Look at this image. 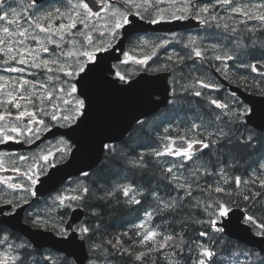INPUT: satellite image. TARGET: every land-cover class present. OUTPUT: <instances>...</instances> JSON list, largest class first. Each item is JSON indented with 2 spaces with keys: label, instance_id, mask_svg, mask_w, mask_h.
I'll return each instance as SVG.
<instances>
[{
  "label": "snow or ice",
  "instance_id": "snow-or-ice-1",
  "mask_svg": "<svg viewBox=\"0 0 264 264\" xmlns=\"http://www.w3.org/2000/svg\"><path fill=\"white\" fill-rule=\"evenodd\" d=\"M57 3L61 6H56ZM165 3L169 8L161 7ZM20 8L18 11L9 0H0V56L4 57V64L10 65L4 72L17 74L0 75V145H37L52 133L53 128L68 127L75 131L84 125L94 106V88L115 85V81L109 79L114 66L108 61L113 52H120L124 57L120 64L131 61L146 65L161 49L181 46L185 55L173 50L166 55V62L154 71L198 58L208 61L214 71L225 73L229 68L227 62L239 60L245 54L244 49L249 47L237 34H243V39L251 42L252 50L256 49L254 35H264V0L254 4L238 0H209L208 3L202 0H53L48 8L43 6L42 0H29ZM217 8H223L226 14H234L228 15L230 20L240 19L231 25L221 23L224 16L217 13ZM190 18L204 25L206 31L215 28L228 33L233 48H225L219 43L205 46L203 37L191 34L184 37L178 32L155 40L145 39L140 36L144 30L137 23L146 20L148 24L158 25L166 20ZM125 41H135V47L131 51L123 50L121 45ZM137 51L146 54H132ZM114 58L119 60V57ZM212 60L219 61L222 67L211 65ZM238 67L264 77V56L252 63L241 62ZM115 76L128 83L127 74L117 71ZM240 79L247 83V77ZM192 80L194 83L182 86V93L200 98L205 97V89L221 87L202 76L192 77ZM172 95H176L175 89ZM170 103L175 107L177 102ZM207 103L212 110L206 112V120L197 114L200 122L191 121L183 135L176 138L163 136L167 143L162 150L152 148L128 161L133 169L146 171L145 155L180 158L178 162L166 163L162 169L169 189L166 195L161 196L157 189H151L147 195L154 201L155 208L145 211L146 219L134 225L135 235L140 237L144 251L130 252L119 238L98 239L99 225L90 226L72 218L70 213L74 214L92 195V189L82 181L58 192L43 209L34 207L39 203V187H43L46 180L55 179L51 170L56 169L72 150L67 140H57L55 145L49 141L44 148L37 145L38 150L31 155L0 151V172L15 173L23 181L0 176V184L4 185V191L0 192V264H110L109 257L117 254L135 255L137 261L143 262L166 248H172L174 254H178L187 246L183 230L165 235L157 230L159 226L153 227L149 223L154 213L163 212L172 216V223L181 229L187 228L189 222L207 225L198 235L209 237L213 246L218 243L213 238L216 234L222 240L235 232L251 233L259 238L258 248L229 244L221 251L226 253L227 264H264V218L255 214L259 210L255 205L264 200V152L253 162L255 169L247 179L235 176L229 183L226 171L237 166L229 165L228 159L237 161L239 149H264V109L247 106L235 92L231 93L228 102L207 97ZM217 109L220 111L216 112ZM255 121L259 124L249 127ZM136 123L143 125L144 122L137 119ZM170 128L171 125L165 127L163 132L169 133ZM176 140L183 146L177 147ZM104 147L109 152L114 151L111 144ZM212 148L217 153L215 163L211 164V168H218L215 172L209 170V162L197 163L203 155L201 149ZM18 162H25L26 167L21 169ZM6 163L11 166L6 167ZM97 164L102 172V162L97 161ZM80 176L88 178L90 173L81 171ZM210 176L221 179L208 184L206 178ZM257 185L259 190L252 191ZM102 191L103 195L97 196L99 201L113 198L119 192L128 203L136 205L142 203L137 195H145L134 182ZM238 200L245 203L240 215L236 214L240 207ZM186 209H200L208 218L193 220L190 215L185 217ZM92 215L99 217L100 213L93 210ZM20 223L24 225V231L31 230L29 234L36 239L22 240L4 226L15 227ZM49 233L51 235H47ZM40 240L52 241L57 252L63 255L54 258L51 252L46 253ZM197 246L200 251L193 264H216L214 258L218 251L203 243Z\"/></svg>",
  "mask_w": 264,
  "mask_h": 264
},
{
  "label": "trees",
  "instance_id": "trees-1",
  "mask_svg": "<svg viewBox=\"0 0 264 264\" xmlns=\"http://www.w3.org/2000/svg\"><path fill=\"white\" fill-rule=\"evenodd\" d=\"M221 23L225 22L221 21ZM204 32L205 41H203V44L205 46L219 43L223 44L225 48L231 49L228 33L215 28H212L211 30L208 29L206 31L205 26ZM260 50L262 51V49ZM256 53L258 54V52ZM192 62L195 61L192 60ZM203 62L208 68L209 76H211L213 78L212 81H214L216 76L212 72L213 68L209 66L208 61ZM210 63L216 67H222L219 61L212 60ZM230 63L234 64L232 61ZM117 65H119V67H117V71H119L121 74H127L128 79L133 78L139 72L144 70L154 71V65L150 64L149 62L146 65L133 64L128 68H125V66H122L121 64ZM176 67L177 65L171 66L173 71H175L174 74H172L171 85L176 92V95L173 96V100L177 102L175 105L176 110H174L176 112L174 113L173 111H170L174 106L172 103H169L157 114L141 120L144 122L143 125L136 124L133 130L124 140L116 144H112L114 146L113 152H109L106 149L104 158L102 160V164L104 166L102 172L100 166L98 165L95 169L89 172L90 176L88 178L79 177L70 181L71 187L75 186L74 182L82 181L86 186L92 189V195L87 198L85 204L82 206V208L85 210V219L83 222L89 224L90 226L99 225L97 238L103 240H114L115 238H119L123 241L124 247L133 253L146 250L142 248L139 243L140 237L135 235L137 229L134 228V225L139 224L146 219L144 215L145 211H150L155 208L154 201L152 198H150V196L147 195V193L151 189H157L161 196L166 195L169 189L167 181L164 179V173L162 172V169L165 167L166 163L178 162L180 158L164 156L163 161H161L155 156L145 155L144 159L145 163L147 164L146 171L143 169H133L132 165L129 164L128 161L134 159L141 152L148 153L149 149L152 148L160 149L164 135H171L174 138V136L177 135L176 133L178 129H184L182 126L184 121H177V118H174L175 116L179 117L180 119H184V116L192 115L193 113L195 115L199 114L200 117L206 120L208 118L206 112L212 110L211 106H209L207 103V97H201L200 100V98L193 97L187 93H182L181 89L178 87L179 84L181 87L182 85L187 86L185 82H189L192 77L198 76L196 73L199 72L198 65L196 67L186 66L182 74H176L178 72L176 71ZM221 74L225 78H229L233 82L235 81L232 75L229 76L230 73L227 74L225 72ZM202 75L206 76L207 71L202 73ZM242 76L247 77V75H237L236 77L240 80L239 84L241 86H245L246 83L240 79ZM185 77L187 78L186 81L181 82ZM224 90L225 89L223 88L222 91ZM262 90H264V87ZM213 94L214 97L211 98L220 100L222 97V93L220 91L214 90ZM215 111L219 112L220 110L217 109ZM181 116H183V118H181ZM169 123L171 125L170 131L169 133L165 134L163 129L165 127H169ZM241 131H243V129H241ZM189 135H191V133H189ZM201 151L203 152V155L200 156V159L197 161V163L199 164L202 162H209V170L214 172L218 171V168H211V164L215 163V158L217 155L216 149H202ZM262 152H264V149L248 150L241 148L237 152V161H233L231 158H229V165H237L236 167H229L226 169L229 183L232 182V178L235 176H241L242 179H247L248 174L255 169V164L253 162L260 157ZM249 164H252V168H249ZM184 174L187 175V173ZM210 177L211 178H206L208 184H212L214 181H220L221 179L218 176ZM133 182L145 194L144 196L137 195L136 197L142 201L141 204L136 205L128 203L127 198L123 197V195L119 192H117L113 198L103 201L97 200V196L103 195L102 189L106 190L119 184ZM200 182L202 185L205 183L203 179ZM241 187L243 188L244 186L242 185ZM257 190H259L258 185L252 188V191ZM173 195H175V193H173ZM238 203L241 208L245 207V203L242 200H238ZM262 206H264V200H261L255 205L256 209H259L255 212V214L258 217L264 218V207ZM93 210L100 213L99 217L92 215ZM183 215L185 217L190 215L193 220H206L208 218L206 215L202 214V210L200 209H191L190 211L186 209ZM154 218L149 221L150 224L153 227L159 226L157 230L161 233H164L165 235L183 230L184 239L187 241V246L184 248V250L178 254H174V249L166 248L161 250L159 253H153L150 258H146L143 262L137 261L135 259V255L129 256L127 254H117L109 257L110 264H193V261L197 259L200 251L197 245L201 243L209 245L210 247H213L214 250L218 251L217 257L214 258L216 264H226V253L221 251L225 246L229 244H235L239 245L240 247L251 248L245 244L231 240L228 237H225L226 241H224V239L221 240L219 239V234H216V236L213 237L218 240V243L213 246L212 240L209 237H200L198 235L200 231L206 230L207 225L201 226L199 224L189 222L187 228L181 229L179 225L172 223L173 217L168 215L167 212L160 213L159 215L154 213ZM124 233H127V235H124ZM17 235L20 236L22 240L25 239L22 235ZM211 235L212 234L210 233V236ZM131 236L134 238L136 237L135 242L130 241ZM189 248H191V251L188 250ZM55 255L62 256L63 254Z\"/></svg>",
  "mask_w": 264,
  "mask_h": 264
},
{
  "label": "water",
  "instance_id": "water-1",
  "mask_svg": "<svg viewBox=\"0 0 264 264\" xmlns=\"http://www.w3.org/2000/svg\"><path fill=\"white\" fill-rule=\"evenodd\" d=\"M194 19H188L185 22L175 23H160L158 25H151L145 21H137L145 31H175L178 29L189 28L195 25ZM125 41L121 48L125 50ZM108 56L109 54L104 53ZM114 57H119V60ZM122 55L120 52H113L109 56V63L114 66V63L120 61ZM116 70L113 67L110 70L109 79L115 81V85L97 86L93 90L94 106L91 111L89 119L79 129L72 131L68 127L53 128L52 133L45 136L44 141L53 139L57 136L66 137L72 144L73 149L69 158L63 163L57 164V168L51 170L55 176L54 180L45 181L43 187H39L40 197L48 196L57 191L64 183L73 177L80 176L81 171H91L98 166L97 161H102L105 152L104 145L109 143H116L122 141L127 134L133 129L136 120L143 119L158 113L161 108L165 107L171 98L169 76L170 73L162 72L158 74H151L142 72L135 78L124 83L114 76ZM218 79L222 84L228 85L231 91L237 92L250 107L256 110L264 109V96L248 93L241 89V87L230 85V83L223 78L219 72L215 71ZM259 121H255L252 125L255 127ZM75 126H72L74 128ZM41 142L38 141L37 145ZM13 144V145H12ZM37 145L25 146L23 143H10L1 147L8 149L33 148ZM243 208L239 207L237 215H240ZM85 211L79 208L72 215L73 219L81 222L84 218ZM23 216V214H22ZM19 231L28 240L36 239L32 237L29 232L24 231L22 223L12 227ZM254 231V230H253ZM47 235H51L50 233ZM229 237V236H227ZM230 239L245 243L252 247H257L258 237L251 236V233L235 232ZM56 238L53 236L52 240ZM44 248H50L57 251L53 246L52 241L40 240Z\"/></svg>",
  "mask_w": 264,
  "mask_h": 264
},
{
  "label": "flooded vegetation",
  "instance_id": "flooded-vegetation-1",
  "mask_svg": "<svg viewBox=\"0 0 264 264\" xmlns=\"http://www.w3.org/2000/svg\"><path fill=\"white\" fill-rule=\"evenodd\" d=\"M244 1H251V0H244ZM52 2H53V0H48L46 2H43V6L45 8L51 7ZM259 2H260V0H253V2H251V3L254 4V3H259ZM56 6H61V5L59 3H57ZM161 7L167 9V8H169V5L167 3H165V4H162ZM235 20H236V18H235ZM235 20H230L229 24L230 25L234 24ZM250 23H256V22H250ZM203 27L204 26H201V24H199V26H197L195 28H191V29H187V30H179V31H176V32L182 34L184 37H187L189 34H191L193 36L203 37L204 38L203 41H205V32H204V28ZM167 34L168 33H165V32H148V33H145V34H140V36L145 38V39L155 40L156 37H164ZM237 37L241 39V42L243 44H248L249 45L251 43V42L243 39V34H237ZM253 42L256 44V49L252 50L251 49V44H250L247 49H244L245 54L242 55L239 60L234 62V64L233 63L231 64L230 63L231 61H228L227 63L229 64V68L227 69L226 73L229 71L230 75H232V76L247 75V83H246V85L245 86H241L240 85V86L243 89L248 90L251 93H256L257 92V93H260V94H264V93H262V89L264 87V77L259 76L257 73L251 72L249 69H246V68L241 69V68L238 67V64L241 63V62H243V63H252V62H255L257 59H260L264 55V35H261L260 33L255 34L254 37H253ZM133 46L135 47V41L133 43H129L128 44L127 50H129ZM230 46H231V48H233L232 44H230ZM260 49H262L263 52ZM173 50H175L176 52H179L181 55H185L186 54V52L181 51V46H169V48L167 50L161 49L159 51V53H158V56L154 57L152 60L149 61L150 64L154 65L153 70L160 68V66L163 65L166 62V60H165L166 55L167 54H171ZM256 52H258V54ZM143 54H146V53H141L140 52L141 56ZM140 55L138 54V56H140ZM3 60H4V57L0 56V75L16 76L17 75L16 73H6V72H4V69L6 67H9L10 65L4 64ZM193 60L195 62H192V60H186L183 65H179V66L177 65V67H176V71H178L177 74H182L183 71L185 70L186 66H195L196 67L198 65L199 72H196L198 74V76H202L203 78L206 79V81H212V77L209 76L208 68L205 66V63L203 61H201L200 59H198V58H194ZM171 66L172 65L170 64L168 69L161 70V71H156V72L159 73V72H164L165 71V72H168V73H170L172 75V74H174L175 71H173ZM213 70L214 69H212V72H213ZM206 71H207V75L203 76L202 73H205ZM186 79L187 78L185 77L181 82L186 81ZM257 82H259V83H257ZM192 83H194V81L192 79H190L189 82H185V84H187V86L192 84ZM182 86L186 87L185 85H182ZM178 87L180 89L182 88L180 86V84L178 85ZM197 88H199V86H197ZM205 90L207 92H209V93L212 92L211 89H205ZM218 90L219 89H217V91ZM172 99H173V95H172ZM189 117L193 118L194 119L193 121H195V122L200 121V120H198L196 118L197 115L187 116V117H185V120H187ZM249 127H251V126H249ZM59 139H61V138H56L54 140L55 142H53V141H50V142L54 145L57 142V140H59ZM46 145H47V143L46 144L43 143L42 145L39 146V148H44ZM37 150H38V148H35L33 150H8L6 148L0 149V151H3V152L14 151V152H17L19 154H24V155H31L32 153L36 152ZM13 159H15V157H13ZM29 163H30V161H29ZM5 166L6 167H10L11 165L6 163ZM17 166L21 167V169H24L26 167V164H25V162H18ZM0 176H12L14 178V180H21V182H23L22 178L18 177L17 174L12 173V172H0ZM2 191H4V185L0 184V192H2Z\"/></svg>",
  "mask_w": 264,
  "mask_h": 264
},
{
  "label": "rangeland",
  "instance_id": "rangeland-1",
  "mask_svg": "<svg viewBox=\"0 0 264 264\" xmlns=\"http://www.w3.org/2000/svg\"><path fill=\"white\" fill-rule=\"evenodd\" d=\"M22 1H23V3H21L20 0L17 2H9V3L11 4V6L16 7V6H20V5H25L28 0H22ZM238 2H240V3H251V2H253V0H251V1L238 0ZM216 11L220 16H224V19H227L228 23L230 22V19H228V15H234L231 13L226 14L225 10L223 8H217ZM235 18H236V20L240 19V17H235ZM181 118H183V116H181ZM130 241L135 242V238L131 236Z\"/></svg>",
  "mask_w": 264,
  "mask_h": 264
},
{
  "label": "bare ground",
  "instance_id": "bare-ground-1",
  "mask_svg": "<svg viewBox=\"0 0 264 264\" xmlns=\"http://www.w3.org/2000/svg\"><path fill=\"white\" fill-rule=\"evenodd\" d=\"M20 2L21 3H23V1L22 0H20ZM211 30V29H210ZM207 37V36H206ZM210 37V36H209ZM209 39V38H208ZM264 56V55H263ZM237 65V64H236ZM243 71V70H242ZM240 72V71H239ZM250 73V72H249ZM177 74V73H176ZM250 76V75H249ZM261 78V77H260ZM233 79H235V81L233 82V81H231L230 80V82L232 83V84H234V85H236V86H239L240 84H239V82H240V80L236 77V76H233ZM250 80V79H249ZM202 159V158H201ZM209 159H211V158H209ZM209 178H211V177H209ZM231 181V180H230ZM95 192V191H94ZM151 198V197H150ZM89 218V217H88ZM155 219V218H154ZM159 219V218H158ZM150 223V222H149ZM136 225V224H135ZM5 227H7V228H9V230L10 231H14L16 234H19V235H22L19 231H17V230H14L13 228H11L9 225H4ZM147 226V225H146ZM135 240H136V237H135Z\"/></svg>",
  "mask_w": 264,
  "mask_h": 264
}]
</instances>
